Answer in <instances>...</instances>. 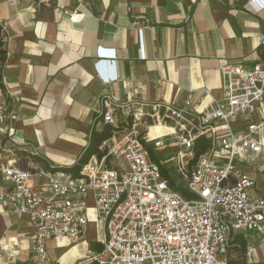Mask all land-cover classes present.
Returning <instances> with one entry per match:
<instances>
[{
  "label": "crops",
  "instance_id": "crops-1",
  "mask_svg": "<svg viewBox=\"0 0 264 264\" xmlns=\"http://www.w3.org/2000/svg\"><path fill=\"white\" fill-rule=\"evenodd\" d=\"M263 2L0 0L1 82L16 101L15 118L0 123V163L17 166L12 151L34 150L51 167L74 166L91 130L104 126L99 98L105 92L120 101L202 112L222 95L221 65L264 66L258 53L264 45ZM74 14L79 16L72 19ZM137 28H144L140 36ZM109 51L113 57L105 55ZM100 59L108 65L104 75H116V81L101 82L94 66ZM149 132L153 140L166 130ZM242 170L255 181L252 194L264 198V161L257 158ZM87 206L84 235L79 241L50 240L49 264H80L95 253L90 243L101 244L102 223L91 199ZM242 235L254 246L253 262L264 263V240ZM31 238L28 221L0 205V264H28Z\"/></svg>",
  "mask_w": 264,
  "mask_h": 264
},
{
  "label": "built area",
  "instance_id": "built-area-1",
  "mask_svg": "<svg viewBox=\"0 0 264 264\" xmlns=\"http://www.w3.org/2000/svg\"><path fill=\"white\" fill-rule=\"evenodd\" d=\"M94 66L104 85L117 80L104 75L101 59ZM219 72L221 97L198 113L103 93L100 120L114 131L99 146L103 157H92L78 177L36 163L25 169L0 163V205L32 228L28 264H49L50 240L81 239L89 199L103 226L102 247L80 264H226L233 236L250 232L264 240V198L252 194L255 181L242 170L264 161V66L226 63ZM1 75L0 68L3 123L15 118L16 101ZM150 129L166 133L150 140ZM201 138L209 147L197 156ZM171 181L192 198L174 191ZM253 247L245 248L249 263Z\"/></svg>",
  "mask_w": 264,
  "mask_h": 264
},
{
  "label": "trees",
  "instance_id": "trees-1",
  "mask_svg": "<svg viewBox=\"0 0 264 264\" xmlns=\"http://www.w3.org/2000/svg\"><path fill=\"white\" fill-rule=\"evenodd\" d=\"M1 32V27H0ZM1 46V42H0ZM258 53L260 55L261 61L264 64V45L260 46L258 49ZM3 52L0 50V55H2ZM114 128H112L109 125H104L100 131H96L95 129H92L89 137H88V143L84 151L81 153L77 163L70 167V168H58V167H51L48 162L40 158L38 156H35L29 152L24 151H17L16 157L18 158V161L23 162L22 164L17 166L21 169H25V165L30 160L33 163L39 164L43 169L48 170L50 172H56V171H64L69 174H72L75 177L79 176V171L83 165H85L92 157H96L97 160H100L103 157V153L99 150V146L105 142L108 141L113 134ZM209 147V144L204 139H199L195 143V150L196 155L199 156L207 151ZM152 160L155 161V158L151 154ZM164 176L167 177L166 173H164ZM171 188L180 193L184 198L191 199L192 195L181 185L173 183V181L170 182ZM247 242L246 239L242 234H237L233 236L232 240L229 243L227 255H226V264H264L263 262H247L245 260V248H246ZM89 247L92 251L98 252L101 249V244L99 242H92L89 244ZM237 253V256L233 257L231 253ZM90 264H96V263H90Z\"/></svg>",
  "mask_w": 264,
  "mask_h": 264
},
{
  "label": "rangeland",
  "instance_id": "rangeland-1",
  "mask_svg": "<svg viewBox=\"0 0 264 264\" xmlns=\"http://www.w3.org/2000/svg\"><path fill=\"white\" fill-rule=\"evenodd\" d=\"M149 133H150V132H149ZM156 134H157V131H151V137H155ZM12 153H13V154L15 155V157H16V151H12ZM17 163H18V165H20V164H22L23 162L17 160ZM25 166H26L25 168L28 167L27 164H26ZM231 255H232L233 257H235V256H237V253L233 252V253H231Z\"/></svg>",
  "mask_w": 264,
  "mask_h": 264
}]
</instances>
